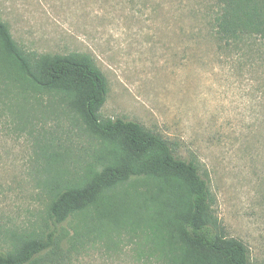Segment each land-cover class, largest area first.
<instances>
[{"label":"rangeland","instance_id":"1","mask_svg":"<svg viewBox=\"0 0 264 264\" xmlns=\"http://www.w3.org/2000/svg\"><path fill=\"white\" fill-rule=\"evenodd\" d=\"M209 4L0 0V21L26 52L89 56L107 82L101 118L137 122L193 162L223 235L246 247L251 264H264V48L248 54L217 42ZM16 91L0 97V253L51 234L67 237L62 264H166L138 231L107 229L115 226L98 224L94 212L48 220L49 157L80 172L100 145L57 97L23 101ZM134 190L143 187L128 183L118 193ZM83 227H99L101 238L69 244Z\"/></svg>","mask_w":264,"mask_h":264},{"label":"trees","instance_id":"2","mask_svg":"<svg viewBox=\"0 0 264 264\" xmlns=\"http://www.w3.org/2000/svg\"><path fill=\"white\" fill-rule=\"evenodd\" d=\"M210 1L207 21L217 42L248 54L264 48V0ZM14 89L22 91L23 101L57 97L100 145L80 172L49 157L54 171L47 182L49 221L60 225L94 212L98 224L115 226L107 229L138 231L166 264H251L246 247L223 235L207 183L193 162L177 157L166 140L137 122L101 118L107 82L89 56L26 52L0 21V97L9 100ZM128 183L143 190L118 193ZM101 235L99 227H83L67 241L82 245L86 237L94 243ZM51 236L17 240L0 253V264H62L60 243L67 237Z\"/></svg>","mask_w":264,"mask_h":264}]
</instances>
